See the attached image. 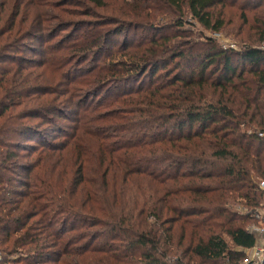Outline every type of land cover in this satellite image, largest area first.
Returning a JSON list of instances; mask_svg holds the SVG:
<instances>
[{"label":"trees","instance_id":"obj_1","mask_svg":"<svg viewBox=\"0 0 264 264\" xmlns=\"http://www.w3.org/2000/svg\"><path fill=\"white\" fill-rule=\"evenodd\" d=\"M263 42L264 0H0V264L240 263Z\"/></svg>","mask_w":264,"mask_h":264},{"label":"built area","instance_id":"obj_2","mask_svg":"<svg viewBox=\"0 0 264 264\" xmlns=\"http://www.w3.org/2000/svg\"><path fill=\"white\" fill-rule=\"evenodd\" d=\"M214 37L220 40V33H212ZM222 40V39H221ZM221 45L224 48H233L235 49V44L229 42L228 40L223 39ZM260 49L264 50V42L259 46ZM260 188L264 191V181L260 183ZM256 220L248 226V231L256 235L257 240L256 244L252 247L242 248L239 250L243 251L245 254L243 260L238 264H264V206L253 209ZM4 257V252L0 251V260Z\"/></svg>","mask_w":264,"mask_h":264},{"label":"rangeland","instance_id":"obj_3","mask_svg":"<svg viewBox=\"0 0 264 264\" xmlns=\"http://www.w3.org/2000/svg\"><path fill=\"white\" fill-rule=\"evenodd\" d=\"M218 33H220L221 34V39L223 40V39H225V40H228L229 42H231V43H233V44H235V47L236 48H238V47H240L241 45H243L244 43H246V42H243V41H241V39L239 38V37H237L235 34H226V33H221V32H218ZM211 34V33H210ZM218 40L219 41V44L221 45V42H223L222 40ZM255 45V44H254ZM262 203H264V196H263V200H262ZM239 249V248H238ZM1 251V250H0ZM4 255H5V253H4Z\"/></svg>","mask_w":264,"mask_h":264}]
</instances>
